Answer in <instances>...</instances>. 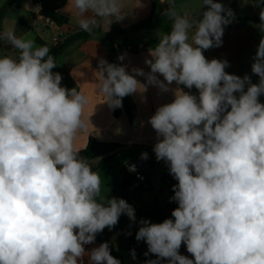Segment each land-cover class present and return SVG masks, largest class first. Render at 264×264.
<instances>
[{"label":"clouds","instance_id":"obj_1","mask_svg":"<svg viewBox=\"0 0 264 264\" xmlns=\"http://www.w3.org/2000/svg\"><path fill=\"white\" fill-rule=\"evenodd\" d=\"M205 5L198 19L164 9L172 26L146 59L148 73L133 67L132 75L127 65L98 62L97 90L110 109L147 90L136 76L174 94L148 123L156 133L157 161H165L178 182L170 197L178 207L174 219L139 221L136 240L147 243L145 255L158 257L146 264L162 258L167 264H264V104L258 101L264 95V35L251 65L259 82L227 73V60L209 61L202 50L222 46L234 12L214 0ZM70 6L88 33L101 21L109 31L128 16L121 0H71ZM259 18L256 27L264 33V8ZM0 40L18 52L0 57V264H85L84 257L87 264H121L107 242L91 251L84 247L122 214L136 219L126 200L101 195L100 176L75 146L88 130L87 97L61 86L47 46L11 29L0 32ZM180 85L194 86L199 95ZM182 243L194 259L179 253Z\"/></svg>","mask_w":264,"mask_h":264},{"label":"crops","instance_id":"obj_2","mask_svg":"<svg viewBox=\"0 0 264 264\" xmlns=\"http://www.w3.org/2000/svg\"><path fill=\"white\" fill-rule=\"evenodd\" d=\"M8 0H0V32L5 29L14 31L17 37L31 39L37 46H47L50 51L55 47V37L63 40L80 30L74 9L71 8V0L60 10L61 14L69 20L68 24L57 26L49 19L40 15V7L34 5L32 0H12V6L5 7ZM128 16L121 22H114L107 31L106 26L101 21L100 25L93 29L96 34L92 37L79 39L72 42L63 52L54 56L57 66L53 72L62 76L61 86L69 90L77 88L88 99L84 114L88 119V130L81 133L75 142V146L80 150L79 155L87 147L91 138L102 143H117L121 148L107 162L97 168L99 163L106 157L99 156L88 160L93 171L97 172L101 179V195L106 198H121L123 175L121 170L126 168L128 172L136 176L135 171H130V165H136L138 161L146 165L139 173L147 176L148 185L140 190L131 186L128 188L126 201L138 210L154 212L157 209L163 216L169 212V208L177 205L171 201L174 195L173 185L177 184L169 173L168 165L165 161H157L153 151L156 143V133L148 123L149 118L155 113L157 107L169 103L174 99L172 91L161 92L155 85H147L145 76H136V79L146 85L144 93H133L125 98L133 107V114L137 125L132 126L128 116L123 111L119 116H115V111L120 108L110 109L105 102V97L97 90L98 62L100 58L106 59L109 63L127 65L129 74L133 67L141 68L145 73L150 71L145 63L150 59V52L154 50L159 38L164 32L162 27L171 30L172 21L161 13L168 6L174 7L178 14L190 13L195 19L202 18L203 11L208 6H203V0H121ZM232 9L237 18L251 19L248 23H242L233 19L231 23L224 26L222 36V46L202 50L207 60L219 59L227 60L229 66L225 71L243 77L245 74L251 77L252 83H258L259 77L252 73L251 65L256 54L259 41L264 35L256 25L261 23L259 13L264 8V0H214ZM69 4V7L67 5ZM67 7V8H66ZM199 14V15H198ZM152 17V25L145 26L138 30L133 28L140 24H145ZM107 31V32H106ZM194 29L189 30V42L194 34ZM131 47L132 50H129ZM18 55L16 49L5 41L0 40V57ZM119 55H125V59H117ZM160 80L163 77L157 74ZM177 85L173 83L170 88L175 89ZM185 92L192 95H199V91L193 86L188 89L180 85ZM247 88V86H246ZM245 88V90H246ZM235 95H239L235 93ZM258 101L264 104V95L258 97ZM147 153L148 158L142 159L141 154ZM135 221H130L127 215L119 217L117 225L111 230L105 228L96 235L95 242L85 245L86 251L98 247L101 243L98 239L112 243L115 248L123 243L133 242L135 249H141L143 244L135 241L136 233L140 227L141 219L158 221L135 213ZM130 233V235H129ZM147 243H145V246ZM110 248V247H109ZM179 253L194 259L187 252L186 245L182 244ZM111 254V248H110ZM87 264V257H84ZM131 257L124 259V264H130Z\"/></svg>","mask_w":264,"mask_h":264},{"label":"trees","instance_id":"obj_3","mask_svg":"<svg viewBox=\"0 0 264 264\" xmlns=\"http://www.w3.org/2000/svg\"><path fill=\"white\" fill-rule=\"evenodd\" d=\"M67 2L68 0H32V3L34 5H37L40 7V15L43 16L44 18H47L53 21L58 26L68 24L69 22L68 18L64 16L63 14H61L60 12V10L66 6ZM8 6H12V0H8L5 3V7H8ZM1 16H2V13H1ZM234 19H237L238 21L242 23H248L251 21V19L237 18L235 16H234ZM152 24L153 23H152V17H151L147 23L137 25L133 28V30H138L140 28H143L145 26H150ZM162 29L166 33L170 32V29H168L167 27L163 26ZM95 34H96V31H92L91 33H88L82 30L79 32H76L72 36L68 37L64 41L59 42L55 47H53L52 50L50 51V55L56 56L60 54L61 52H63L72 42L79 40V39H85V38L92 37ZM123 111L128 116L131 125L136 126L137 122L133 114V107L129 104L128 100L125 97L122 99V108L116 110L114 114L115 116H119ZM120 148H121L120 144L102 143V142H98L95 139L91 138L89 140L87 147L80 155L85 157L87 160H92L96 157L106 155V157L97 166V168H99L102 166V164L107 162L115 153H117ZM121 173L123 175V182H122V187H121L122 188L121 198L126 200L128 188L131 186L135 177L131 175L126 168H123L121 170ZM176 207H178V204L169 208V212L166 216H163L157 209H155L154 212H147V211L138 210L135 207L133 208L135 210V213L138 216L143 215V216L152 218L158 221L159 223H161L165 219H169V218L174 219L171 216V213ZM98 240L104 243L107 242L109 244V247L111 248V255L114 256L116 259L120 260L121 264H124V259L126 257H131L130 264H132L133 262H136L137 255L140 254V251L134 248L132 241L128 243H123L119 245L118 248H115V246L112 243L106 240H102V239H98ZM135 241H136V238H135ZM139 242L143 243V240ZM133 250L135 252V258H133V255H132ZM164 260H167V259L164 258Z\"/></svg>","mask_w":264,"mask_h":264},{"label":"rangeland","instance_id":"obj_4","mask_svg":"<svg viewBox=\"0 0 264 264\" xmlns=\"http://www.w3.org/2000/svg\"><path fill=\"white\" fill-rule=\"evenodd\" d=\"M152 222V220H150ZM145 241H143V246L141 249V253L137 255L136 262H133L132 264H146L149 260H157L158 257L156 254L148 253V255H145L146 252H148V245L145 246ZM183 244V243H182ZM159 264H167V260H164V258L159 260Z\"/></svg>","mask_w":264,"mask_h":264},{"label":"built area","instance_id":"obj_5","mask_svg":"<svg viewBox=\"0 0 264 264\" xmlns=\"http://www.w3.org/2000/svg\"><path fill=\"white\" fill-rule=\"evenodd\" d=\"M50 21H51V20H50ZM51 22H52L53 24H55L53 21H51ZM55 25H57V24H55ZM57 26H58V25H57ZM79 31H81V29H80ZM79 31H78V32H79ZM65 39H67V38H65ZM65 39L60 40V38L55 37V39H54V41H55V43H56L55 46H56L59 42L64 41ZM128 49H129V50H132L131 47H128ZM147 185H148V179H147V176L144 175V174H141V173H137L136 176H135L134 181H133L132 184H131V187L134 188V189L140 190L142 187H147Z\"/></svg>","mask_w":264,"mask_h":264},{"label":"water","instance_id":"obj_6","mask_svg":"<svg viewBox=\"0 0 264 264\" xmlns=\"http://www.w3.org/2000/svg\"><path fill=\"white\" fill-rule=\"evenodd\" d=\"M153 2H156L157 0H151ZM146 168V165L143 164L142 162L138 161L135 165V172L136 173H139L142 169H145Z\"/></svg>","mask_w":264,"mask_h":264}]
</instances>
